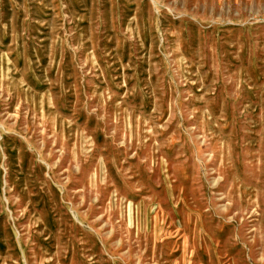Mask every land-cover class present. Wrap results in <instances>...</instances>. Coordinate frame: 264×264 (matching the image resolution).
I'll use <instances>...</instances> for the list:
<instances>
[{
	"label": "rangeland",
	"instance_id": "obj_1",
	"mask_svg": "<svg viewBox=\"0 0 264 264\" xmlns=\"http://www.w3.org/2000/svg\"><path fill=\"white\" fill-rule=\"evenodd\" d=\"M0 264H264V0H0Z\"/></svg>",
	"mask_w": 264,
	"mask_h": 264
}]
</instances>
